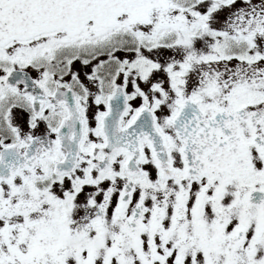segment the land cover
Here are the masks:
<instances>
[{"label":"snow or ice","instance_id":"snow-or-ice-1","mask_svg":"<svg viewBox=\"0 0 264 264\" xmlns=\"http://www.w3.org/2000/svg\"><path fill=\"white\" fill-rule=\"evenodd\" d=\"M0 264H264V0H0Z\"/></svg>","mask_w":264,"mask_h":264}]
</instances>
